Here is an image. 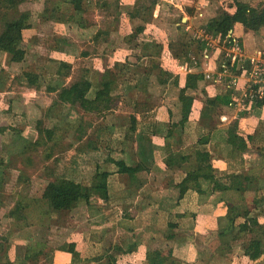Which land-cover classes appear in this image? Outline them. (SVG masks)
I'll use <instances>...</instances> for the list:
<instances>
[{
	"label": "crops",
	"instance_id": "crops-1",
	"mask_svg": "<svg viewBox=\"0 0 264 264\" xmlns=\"http://www.w3.org/2000/svg\"><path fill=\"white\" fill-rule=\"evenodd\" d=\"M120 1L121 9L123 11V9H125L124 1H129ZM135 2L136 0L132 1V9L136 4ZM159 2L160 0H158V3L155 5V10L161 12L162 5L161 2ZM174 5L180 12H182L181 19L184 23L185 29L189 26H192V28L200 27V25H195L196 15L194 14V8L192 6H187L186 4H178L180 6H176V4ZM94 8H96V11H103V9L99 7ZM189 10H191V12ZM103 12L105 13V11ZM129 17V12L124 14V11L120 16L121 22H119L120 27L118 28V33L122 34L123 37L132 31H126L128 29L127 19L130 20ZM34 19L36 27L26 31L24 34V43L27 53L25 55V60L22 61V63H27L26 66L29 68V70L22 69V71H26V74L30 73L34 78H26L25 75H22V72L10 79L9 73H12L11 55L7 52L0 53V63L3 68V76L0 78V98L3 97L1 91L3 90L4 85H8L10 92V89L13 88L12 84L14 82L16 85L23 84L27 87V85L36 79V76L32 73V71L34 70V72H39V69L32 68L31 66L36 63L41 64L34 61V59L38 57L46 60L47 63L49 62L48 60L51 59L68 60L71 62L73 65L72 71L66 78L67 83L69 84L84 73H87L94 78V74L98 73L95 69L105 70L106 67H101V64H98L97 60H101V58L105 57L113 58V55L117 53L122 55L124 46L115 47V45H113V31L106 41L101 42L98 45L95 43L93 35L97 31L95 27L97 26L98 20H94L95 25L88 28L58 23L54 20V26L57 27L59 33L62 35H59L58 37L55 36L54 38H47V36L42 32H36V29L38 28V21L36 17H34ZM67 26L78 30L77 33L81 38H83V35L85 34L84 31L90 33L89 38L91 39L88 43L92 47L94 46L97 51L92 50L89 52L87 49L82 48L80 50H77V48L71 50L70 46L72 40L66 37V35H68ZM176 31L178 36L173 38L171 41H182L184 39L183 33L179 30V28ZM251 32L252 33H245L244 26L240 23L235 25L234 33L239 37H243V39L242 37L241 39L244 42L246 50L249 52L260 48L252 46L254 40H251L250 36L251 34L253 36L254 31ZM123 37L120 41H118V44H123V40L125 43H128ZM55 38H61L59 43L56 44ZM246 38H249V43L246 41ZM138 39L139 38L136 40ZM141 39L142 40H140L139 43L134 45L133 52L140 51L139 48H136L138 44L142 45L147 42L161 43L162 41L163 43H166V41L170 42L164 38H161L162 40H160V38H152V40H148V38ZM47 42L49 43L48 45L46 44ZM44 43L45 46L43 45ZM103 44L105 47L104 50H102V48H97L98 46L101 47ZM129 44L132 45L133 42ZM166 47L168 48V45H166ZM125 50L127 51L126 46ZM84 52H87V54H84ZM133 52H128L125 56L118 59L116 58V60H121V62L124 63L131 59V61L134 62L132 58H136V56L134 54L132 55ZM163 52L164 54H168L165 49ZM1 54L2 56L6 55L3 60H1ZM210 55V58L207 60L202 58L200 66H191V71H187L182 68L181 66L185 63H180L179 61L173 62V60H171L169 64H172V68L165 66L162 60L168 57L167 55L166 57L159 58L160 61L157 60V62L160 63L164 69L169 70V72L177 78V83L181 87L186 84L187 74L203 73L205 75L206 82L210 84L209 92L211 95H214L216 92L226 90H228L231 94V100H233L234 96L241 95V89L245 84L243 77H240L238 83L232 88L227 86L226 80L215 82L206 77L207 70H212L213 72L214 70L216 71L220 52L212 51ZM28 58L31 60L30 63L27 62ZM82 58H89L91 60V64L89 67L79 66L78 68H81V71L75 73L74 69L77 68L76 62ZM145 59L147 58L145 57ZM151 66L152 64L147 66L148 71L151 70ZM22 67L24 66H21V68ZM41 67L43 66L40 65V68ZM21 68H19V70H21ZM91 69L94 70V72ZM44 74V77H46L49 81L50 75L46 73ZM109 79L116 78L110 77ZM152 82L154 83L151 85L148 84V91L152 94L156 91L159 94L161 89H167V84L161 83V80H159L155 75H152ZM129 85L130 83L124 85V88H122L121 91L124 93L129 92L126 88ZM95 86H97L96 83ZM30 87L34 88L32 86ZM36 91H43L45 94L53 95L57 98V93L47 92L45 87ZM161 96L162 95H160L161 101L158 102L156 106L151 109V111L137 112L136 117L139 121V127L132 138L126 139L125 137L128 134H126V132H128V127L127 123H125V131L119 139H115L113 136L115 141L114 144L112 143L110 146V148H115L114 150L117 151L112 153L113 156L125 158L131 163L139 161L141 155L139 153L137 136L142 126L152 124L155 128L154 134L152 135V144L154 145V161L148 165L150 166V171L147 172L146 170H143L138 173L139 181L131 182L133 183V188L135 189L133 190L132 187L127 184L124 176L120 175L117 170V166L111 162H106L103 167L111 172L108 180L110 199L106 206H103L100 202L98 204L100 205L99 207L104 208L105 212L109 215H101L100 211L102 209L99 210L97 208L98 206L89 208L86 204L81 202L75 210L74 216L69 217V219H75L76 216L83 211L82 205H86L88 217L92 216L95 218V221L93 222L96 224L95 228H99L101 226L104 227L105 232L104 230L103 232L108 234L106 235L108 237V242L101 243L92 239L87 240L86 242L84 231L80 229L75 230L74 233H77V237L71 241L76 244V249L79 255L76 256L74 260L73 254L60 249V246H54V248L49 249L47 246L43 247L41 245L40 242L46 244L52 242L50 231L46 232L44 239L36 244V246L32 245L27 247L25 244H21L22 242H19V240H17L18 236H16L14 240H11V242H14H12V245L9 248V257L14 264H93V262L86 261V259L88 260L90 258L97 257L102 251H104V249L115 244H119L125 249L130 245L135 244V251L132 253L125 255L116 254V264H156L158 256L161 255L175 256L178 260H180V264H187V262L194 264H264V255L258 260H252L243 254L242 238L234 239L231 233L224 235H220L219 233L220 230L226 227V220L224 217L226 213L225 204L233 203L235 205H240L242 203V199L237 195V193L229 190V180L226 178L227 174L241 173L248 180L249 190L244 193L243 197L249 205L251 203L253 204L256 196H264V106L242 108L233 103L221 106L219 114L216 115V121L219 126V129L216 131H210L207 127L198 122L197 118L199 117V113L196 110L192 114L191 119L186 122L184 138L182 142H179L176 140L177 136H171L168 137L167 140L165 139L169 124L167 109L171 107L172 104L170 100ZM13 101V97H9L8 106L5 107V109H0V121L5 119V114L12 113L14 116H17L16 112L14 113L12 109ZM52 103L50 102L47 106L49 107ZM195 105L199 106V102H196ZM36 107H39V105H36ZM61 113H58L57 111V121L65 122L59 119V117H61ZM128 117L129 116H126V118ZM105 123L108 125L113 124L107 127L110 132H113L117 127L114 121H112L109 117L105 120ZM232 124L236 126L238 134L246 139V143L248 145L247 150L238 152L234 150L233 146L226 141L225 129ZM89 131H91V129H89ZM207 136L210 137V141L207 145L194 148L198 139ZM248 136H252V138L248 139ZM118 140L123 141V144H119ZM110 148H108V150ZM169 150L182 152L184 154L192 152L196 158L198 154L200 158L208 160L212 164L213 174L216 177L218 188L216 189L214 187L213 181H210L209 183L205 182L203 183V189L205 190L203 193H199L194 189H189L185 192L177 204H173L175 201H172V199L167 196L169 189L168 186L171 183H180L186 177L189 170H193L198 167V163L196 161L197 159H192L191 161H186L182 165H174L173 167L168 168L166 166V160ZM107 155L108 154L105 156L107 157ZM86 166L87 165H85L82 159H79V163L76 165L78 180L83 181L84 179H89L91 177L92 168L91 166H87V172ZM83 174H87V176ZM137 185H141V187L137 188ZM49 217L53 220L52 224L47 226H37L32 223L30 227H27L26 231L36 227H40V229L44 227L50 228L54 225L58 227L59 224H61L58 227L59 232H62V230L65 229L62 223H60L59 214ZM258 221L260 224L264 225V211L258 215ZM103 223L104 225H102ZM169 223L177 224L176 230L178 232V236L172 240L166 238ZM72 224H75V222H72ZM224 237L225 241L222 240ZM233 241L234 243H238L231 247L230 250H237L236 255L233 257H225L222 255L223 253L219 252L218 247L221 249L226 243ZM25 247L27 249L26 251ZM41 248L44 249L42 252L40 251ZM205 253L209 257H203ZM205 258H207V260ZM210 259L211 261L209 262Z\"/></svg>",
	"mask_w": 264,
	"mask_h": 264
},
{
	"label": "trees",
	"instance_id": "trees-1",
	"mask_svg": "<svg viewBox=\"0 0 264 264\" xmlns=\"http://www.w3.org/2000/svg\"><path fill=\"white\" fill-rule=\"evenodd\" d=\"M30 1L0 0V53H10L12 58L19 57L21 61L25 60L27 53L24 34L26 31L36 27L31 10L23 8ZM47 1L45 3L44 13H50V16L56 22L74 24L81 28H88L95 25L89 18L92 13L93 1L58 0L53 3V6H49ZM64 1L72 3V9L64 10L62 8ZM94 3V7H99L103 11L113 15V20L110 25L108 23L106 28L101 27L97 29L93 35V40L98 45L106 41L112 31L118 30L120 27L119 22H121L120 16L123 11L120 0H95ZM157 3L158 0H148L142 4L137 2L133 12H129V15L131 18H135L137 17L136 14L141 13L142 10L152 13ZM230 8L233 10L222 9V11H219L216 16L209 19L202 27L207 32L222 38H225L230 31H234L237 23L242 24L247 31L258 32L264 29V4L253 5L245 0H234ZM189 11L191 12V10ZM181 22L182 19L180 20L179 29H181ZM118 24L119 26L117 27ZM183 30L184 39L182 41H170L168 44V54H164L163 44L160 42L138 44L136 48H139L140 51L134 52V55L139 61L138 64H145L148 60L155 57L162 58L164 55H167L173 62L190 63L189 55L195 52V49V54L199 58L200 51H203L205 45L199 41H195L185 31V28ZM144 31L145 26H137L130 34L124 36L125 41L128 43L134 42ZM60 40L61 38H55L56 44ZM84 54H87V52H84ZM144 59L147 61L141 62ZM48 61V64L41 68L38 65H30L32 68L39 69V72L32 71L36 79L29 84V86L34 87L36 90L45 87L47 92L57 93V98L47 108L45 113V118L50 122L51 126H43L42 117L36 119V129L40 135L45 133L47 139H52L55 135L57 111L61 113L65 109H68L69 112H74L79 106L85 114L96 115L102 120H107L109 115L115 110L117 103L132 107V112L129 113V117L127 118L128 132L126 134H128L125 136L126 139L132 138L139 127V121L136 117L137 112L151 111L156 106V103H154L155 96L148 91V87L151 84L148 82V79L150 77L151 81L152 75L157 76L161 80V83L167 84V89H161L159 94L162 95L161 97L170 100L172 104L167 109L169 124L165 136L166 140L168 137L177 136L176 140L182 142L185 124L191 119L192 114L196 110L199 113L197 120L200 124L207 127L210 131L218 130L219 126L216 121V115L219 114L221 106L230 104L232 101L231 94L228 90L216 92L214 95H211L209 92L210 84L206 82L203 73L187 74L185 86H179L177 78L169 70L164 69L157 61L152 63L150 71L142 74L146 83L144 84L145 86L135 85L129 92L125 93L121 91L119 83L115 79H107L101 85L95 86V79L87 73L80 75L68 84L66 78L72 71V63L68 60L51 59ZM129 63L136 66V63L131 60ZM146 66L147 64L144 65V67ZM2 71L3 68L0 63V78L3 76ZM44 73L50 75L49 81L44 77ZM226 82H228V79ZM129 83L123 82L124 85ZM196 102H199V106L195 105ZM95 125L94 121L88 122L89 129L93 128L91 130V136L84 144L78 146L77 154L73 157L72 165L62 173H58L57 171L53 172L52 178L48 179L46 185L42 188L40 197L47 202L49 216L59 214L60 217H73L75 210L81 202H84L89 208L97 207L100 201L106 206L110 199L108 180L111 174L110 171L103 167L106 162H111L117 166L118 172L124 176L127 184L133 190L135 189L131 182L139 181L138 173L143 170L150 171V166L148 165L154 161L152 135L154 134L155 128L152 124L144 125L140 128L137 141L141 158L134 163L128 162L125 158L112 155L114 151H117L114 150L115 148H110L115 140L112 135L113 132H110L107 127L113 124L108 125L104 122L101 125ZM78 126L76 138L81 141L85 138L83 133H86V130H84L85 128L82 124ZM60 128L62 127L60 126ZM225 136L226 141L233 146L234 150L240 152L248 149L246 139L238 134L235 125L232 124L225 129ZM251 138L252 136H248V139ZM209 141L210 137L208 136L198 139L194 148H198L199 146L203 147ZM38 143L39 140L36 141V144ZM118 143L123 144V141L118 140ZM108 148L110 149L108 150ZM106 154H108L107 157L105 156ZM79 158L82 160L87 158L88 162L85 161V165L91 166L92 168L91 177L83 181L77 179L76 165L79 163ZM192 159H197L198 167L189 170L186 177L180 183H171L168 186L167 196L172 201H175L173 204H177L189 189L203 193L205 191L203 189V183L205 182L209 183L213 181L214 187L216 189L218 188L216 177L213 174L212 164L208 160L200 158L198 154L196 158L192 152L184 154L169 150L166 166L171 168L174 165H182ZM0 164L4 165V162L0 160ZM5 174V169H0V185L3 182ZM25 178L27 179L28 177ZM226 178L229 180V190L237 193L242 199V203L240 205L233 203L225 204L226 213L224 217L226 227L220 230L219 233L220 235L231 233L234 239L242 238L243 254L252 260H258L264 255V225L258 221V215L264 211V196H256L253 204L251 203L249 205L243 197L244 193L249 190L248 180L243 174H227ZM139 187L141 185H137V188ZM27 206L28 203L25 202L23 196L18 199L14 208L5 214V217L9 220H24L26 216L23 213V209ZM99 206L97 208L101 210L102 208ZM30 225L32 224L28 226ZM176 228L177 224L169 223L166 234L167 239L172 240L178 236ZM10 243L11 237L9 235H0V264H14L9 257ZM40 243L43 247L47 246L46 243ZM60 249L72 253L75 260L78 252L74 242L63 243L60 245ZM43 250V248L40 249L41 252ZM133 251H135V244L130 245L126 249L119 244H115L104 249L97 257L86 259V261L93 262V264H116V254L125 255ZM157 259L156 264H180V260L171 255H161ZM187 264L194 263L187 262Z\"/></svg>",
	"mask_w": 264,
	"mask_h": 264
},
{
	"label": "rangeland",
	"instance_id": "rangeland-1",
	"mask_svg": "<svg viewBox=\"0 0 264 264\" xmlns=\"http://www.w3.org/2000/svg\"><path fill=\"white\" fill-rule=\"evenodd\" d=\"M57 1L58 0H48L47 2L49 6H53V3ZM91 1H93V5L91 8L92 13L89 17L90 20L92 22H94V20H98L97 26L95 27L96 30L99 27L106 28L108 26V22L109 25L112 22L113 15L107 12L104 13L101 10L96 11V8L93 7L95 4V0ZM128 1L129 2L124 1V14L133 12L134 10V8L132 9L133 0ZM147 1L148 0H136L135 3L140 2L142 4L146 3ZM245 1H248L253 5L264 4V0ZM160 2L162 5L161 12L155 10L154 7L152 13L142 10L141 13L136 14L137 17H129L130 20L127 19V32L133 30L139 25L145 26V31L139 35V39L133 42L132 45H130L129 43H125L123 39V44H118V41L121 40L123 35L119 34L118 30L113 31V45H115V47L124 46L122 55L117 53L113 55V58L105 57L101 58V60H97V63L101 64V67H106L105 70L95 69L96 71H98V73L94 74L95 83L97 86L101 85L110 77L116 78L115 80L119 83L121 90L122 88H124V81L127 83L131 82L130 85L126 87L127 91L131 90L132 86H144V84H146L143 80L142 74L144 72L147 73V66H150L152 62H156L157 60L160 61V59L158 57H155L148 61L144 59L141 62L147 61V63L138 64V59L132 58V55L135 52H133V47L136 43H139L140 40H142L141 38H148V40H152V38H160V40H162L161 38H164L165 40L167 39L168 41H171L173 38H176L178 36L176 30L179 28L182 12H180L174 4H176V6H180L178 4H186L187 6H192L194 8V14L196 15L195 25H200L202 27L207 23L209 19L216 16L219 11H222V9H231L230 7L233 4L234 0H160ZM45 3L46 0H31L23 8L30 9L31 12H33V16L37 18V33L42 32L47 36V38H54L55 36L58 37L59 35L61 36L62 34L59 33V30L53 24L54 19L50 16L51 14L43 12L46 6ZM71 4L72 3L64 1L62 4V8L64 10L72 9ZM181 24V29L179 30L181 32H184V23L181 22ZM244 31L245 33H252L251 31H247L245 28ZM77 32L78 30L73 29V27H68V35H66V37L72 40L70 46L71 50H73L74 48L80 50L82 48L87 49L89 52H91L92 50L97 51L94 46L92 47L88 43L91 39L89 38L90 33L84 31L85 34L83 35V38H81ZM250 37L251 40H254L252 46H257L262 49L264 48V29L258 32H254L253 36L251 34ZM246 41L249 43V38H246ZM46 44L48 45L49 43L47 42ZM161 44H163V50L165 49V51L169 53V49L166 47L169 42L166 41V43H163L162 41ZM43 45L45 46V43ZM125 46L127 47V51L125 50ZM97 48H102V50H104L105 47L103 44L101 45V47L98 46ZM128 52H133L131 58L136 63V66L129 63L131 59L129 61L127 60L124 63L121 62V60H116V58H122ZM5 56L6 55L2 56L1 54V60H3ZM11 59L15 60H11L12 73H9L10 79L22 72V75H25L26 78H34L30 73L26 74V71H22V69L29 70V68L26 66L27 63H22L23 60L21 61L19 57H11ZM34 61L41 63L35 64L39 66L48 64L46 60L40 59V57L34 59ZM162 61L164 62L163 64L165 66L172 68V64H169L171 61L169 57L164 58ZM27 62H31L30 58L27 59ZM90 64L91 60L89 58H82L76 62L77 68L74 69V72L78 73L81 71V68H78L79 66L89 67ZM146 64L147 68L144 67V65ZM21 66L24 67L21 68ZM19 68H21V70H19ZM92 71L94 72V70ZM148 82L151 84L154 83L152 82V77L151 81L149 77ZM12 87L13 88H11L9 92L8 85H4L3 90L1 91L3 97L0 98V109H5V107L8 106V98L13 97L14 101L12 109L13 112H16L17 114V116H14L12 113L5 114V119L0 121V160L4 162V165H2L3 163L0 164V169L4 168L6 172L3 182L0 185V235H9V237H11V240H14L16 236H18L17 240H19V242L21 241V244H25V246L29 247L32 245L36 246V244L44 239L46 232L50 231L52 242L47 244V247L51 249L54 248V246L56 247L60 246L63 243L72 242L71 240L77 237V233H74V231L80 229L84 231L86 242L90 239L94 241L97 240L101 243L108 242V237L106 236L108 234L104 233V227L101 226L99 228H95L96 224L93 223L95 221V218L92 216L88 217L86 212L87 206L84 205V202V204L82 205L83 211H81L75 219H67L63 216L59 217L60 223H62L63 227L65 228L64 230H62V232H59L58 228L61 224H59L58 227L56 225L50 228L44 227L41 229L40 227H36L31 228L29 231H26L27 227H30L28 225L32 223L36 224L37 226H47L53 223V220H51L48 215L47 202L40 197L42 188L46 185L48 179L52 178L53 172L57 171L58 173H62L72 165L73 157L77 154L78 146L80 144H84L91 136L88 122L94 121L96 124L95 126H97L103 124L105 120L98 118L96 115L85 114L79 106L75 109L76 111L74 112H69L68 109H65L61 113V117H59L61 121L65 122L57 121V127L54 137L52 139H47L45 133L40 135L38 130L36 129V119L38 117H42L43 126H51L50 122H48L47 119L44 118V116L48 108L47 104H49L50 102L52 103L56 96L45 94L43 91L37 92L29 85H27V87L23 84L16 85L15 82L12 84ZM153 95L156 98L154 100V103L157 104L161 101L160 95L157 93V91ZM36 105H39V107H36ZM115 110L109 115V118L112 119V121H114V123L117 125L112 135L115 139H119L125 131V123H127L126 116H128V114L132 112V107L117 103ZM79 124L84 125V130H86V133H83L85 138L83 137L84 139H82L81 141L76 138ZM60 126L62 128H60ZM92 129L93 128H91V130ZM38 140L39 143L36 144V141ZM82 161L85 163V161L88 162V159L86 158ZM87 174L83 175L87 176ZM24 177L28 178L24 179ZM23 196L25 202L28 203V206L25 207L26 209H23V213L25 214L26 219L16 221L6 218L5 214L10 209H13L18 199ZM100 214L109 215L105 212L104 208H102ZM72 222H75V224H72ZM102 225H104V223ZM222 240L225 241V237ZM12 242L9 245L10 247L12 245ZM237 243L238 242L234 243V241L226 243L221 249H219L218 247V250L220 253H223L222 255H224L225 257H233L236 255L237 250H230V248L235 246ZM26 250L27 249L25 247V251ZM78 255L79 253H77L76 256ZM203 257L209 256H207V254L205 253ZM205 259L207 260V258ZM210 261L211 259L209 260V262Z\"/></svg>",
	"mask_w": 264,
	"mask_h": 264
},
{
	"label": "built area",
	"instance_id": "built-area-1",
	"mask_svg": "<svg viewBox=\"0 0 264 264\" xmlns=\"http://www.w3.org/2000/svg\"><path fill=\"white\" fill-rule=\"evenodd\" d=\"M201 14V13H200ZM202 15V14H201ZM195 41L205 45L200 51L199 58L192 52L190 63L181 67L191 71V66H200V61L209 59L211 52H220L216 71H206V77L215 82L228 79L227 86L232 88L238 83L240 77L245 80L242 94L233 97L230 104L240 107L264 106V48L255 49L252 52L246 50L241 37L234 31L222 38L207 32L203 27L189 26L185 29ZM189 31V32H188Z\"/></svg>",
	"mask_w": 264,
	"mask_h": 264
}]
</instances>
